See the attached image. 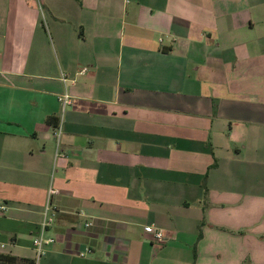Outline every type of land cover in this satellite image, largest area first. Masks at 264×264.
<instances>
[{
  "label": "crops",
  "instance_id": "1",
  "mask_svg": "<svg viewBox=\"0 0 264 264\" xmlns=\"http://www.w3.org/2000/svg\"><path fill=\"white\" fill-rule=\"evenodd\" d=\"M45 218L37 264H264V0H0V252Z\"/></svg>",
  "mask_w": 264,
  "mask_h": 264
},
{
  "label": "built area",
  "instance_id": "2",
  "mask_svg": "<svg viewBox=\"0 0 264 264\" xmlns=\"http://www.w3.org/2000/svg\"><path fill=\"white\" fill-rule=\"evenodd\" d=\"M89 69L90 68L87 66L82 67L80 69L79 73L87 72V71H89ZM62 79L65 80V77H63ZM59 100L62 103L63 109H64L65 105L70 104V102H71L70 96L66 92H63L60 95ZM58 134H59V132L57 130L55 132V135H58ZM56 192H57V190L55 188L49 189L50 195L54 194ZM48 221H49L48 218L44 219V221L42 222L41 231L32 240V243H33V246H34L35 252H36V259H35L34 264H37L38 258L44 253L45 245L49 244L53 241L52 237H45L43 234L44 227ZM85 225H90V223H86ZM142 231H143V235L148 237L155 244L164 243L166 238H167L165 231L153 223L145 224ZM84 253H85L84 251L80 252L81 255H83Z\"/></svg>",
  "mask_w": 264,
  "mask_h": 264
},
{
  "label": "trees",
  "instance_id": "3",
  "mask_svg": "<svg viewBox=\"0 0 264 264\" xmlns=\"http://www.w3.org/2000/svg\"><path fill=\"white\" fill-rule=\"evenodd\" d=\"M55 119L56 118H54V117H52L50 119V120H52V124L54 126L57 123V122H55ZM0 264H34V262L28 261V260H18V258L16 256H13V255H11L9 253H2V252H0Z\"/></svg>",
  "mask_w": 264,
  "mask_h": 264
}]
</instances>
